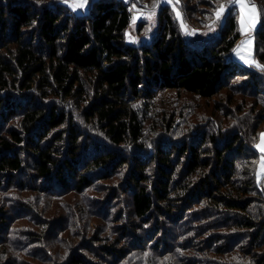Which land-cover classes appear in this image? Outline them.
Here are the masks:
<instances>
[{
  "label": "trees",
  "instance_id": "1",
  "mask_svg": "<svg viewBox=\"0 0 264 264\" xmlns=\"http://www.w3.org/2000/svg\"><path fill=\"white\" fill-rule=\"evenodd\" d=\"M36 1L0 0V189L80 192L125 173L106 210L128 195L114 233L73 242L62 264H264L261 120L243 115L231 129L192 128L156 98L173 90L211 99L244 73V88L258 97L250 113L258 105L264 112L257 68L233 58L238 10L218 37L195 47L164 5L152 43L137 46L126 41L125 0H94L84 14ZM250 3L259 9L254 52L264 66V4ZM23 206L19 216L33 214ZM8 213L0 206V262L14 220Z\"/></svg>",
  "mask_w": 264,
  "mask_h": 264
},
{
  "label": "rangeland",
  "instance_id": "2",
  "mask_svg": "<svg viewBox=\"0 0 264 264\" xmlns=\"http://www.w3.org/2000/svg\"><path fill=\"white\" fill-rule=\"evenodd\" d=\"M55 1L66 5L72 10L70 6L72 0H68V2H65V0ZM93 1L88 0L84 8H77L74 11L77 14L88 13ZM125 1L129 3L132 11V22L126 32V41L137 46L152 43L154 36L158 33L159 11L164 5H170L173 8L175 18L180 21L182 35L188 44L195 47H202V43L218 37L221 30L227 26L226 17L228 13L233 12V6L229 3V0H179L178 3H176V0H172V3H165L164 0H160L158 7L155 8L154 16L149 18L155 0ZM252 1L261 5L264 4V0H250V2ZM36 2L44 4L45 0H37ZM247 2L255 5L258 9L257 4L250 3L249 0ZM218 3L225 5V11L221 19L216 21L214 13ZM190 7H194V9L191 10ZM235 9L236 13L238 10L237 22L241 39L233 51V58L244 67L257 68L254 35L260 24L259 9L258 14L254 17V24L250 28L246 27L243 33L240 30L241 13L243 12L246 20L248 14L240 9L239 5L235 6ZM177 12L180 13L179 17ZM209 25L213 27L210 28ZM249 38H251V42L245 44L244 42ZM237 52L244 56L248 63L240 59ZM255 70L259 73L257 77L261 81L259 85L262 95L264 93L262 92L264 90V71L259 68ZM249 79L250 76L244 73L235 77L232 81H229L228 87L223 88L218 95L211 99H204L197 95L187 94L184 91L179 93L173 90L159 92L156 98L161 107L168 106L177 109L178 118L183 126H192L193 128L212 122L215 129L220 126L231 129L237 125L236 120L241 116L247 115L250 120L257 116L252 123L261 120L258 127L261 134L264 133V112H261V106L258 105L256 111L253 109L255 114L250 113L253 102L255 98L258 100V97L252 95L253 90L250 87L248 90L244 88ZM232 93L234 102H232L230 108L226 102L229 101ZM260 99L264 101V96H261ZM243 103L245 104L244 109L239 112L236 106ZM150 123L151 121L147 122L146 126L149 127ZM162 132L164 131L159 129L153 134V137ZM260 134L257 144L261 142ZM257 150L259 152L256 172L257 184L264 189V169L261 168V164L264 163V160H262L264 152H261L258 148ZM124 178L125 173L113 175L108 180H95L93 186L83 191H71L70 193L39 191L30 188H1L0 206L9 208L10 213L8 215H12L14 220L11 221L10 231L5 235L7 237L4 243L6 253L5 256L1 257L2 262L0 264L6 262L14 264H62L73 250V242L80 241L79 244L85 241L88 242L91 240L92 234L114 233L120 213L127 211L126 198L128 195L119 193L120 199H116L112 204L111 212L106 210V208H110L106 207V201H109L107 198H111V195H107L112 193L113 190H115V193L121 191L124 186ZM21 203H25L31 210L33 209V214L27 213L24 216H19V213L28 210L24 206L20 209L19 205ZM58 223H64V229L51 232V226L53 227ZM32 233L34 240L31 239ZM43 234L46 237H40ZM79 234V238L75 237L73 240L72 236ZM39 237L41 238L40 242L38 241ZM175 263L176 261L172 262V264Z\"/></svg>",
  "mask_w": 264,
  "mask_h": 264
},
{
  "label": "snow or ice",
  "instance_id": "3",
  "mask_svg": "<svg viewBox=\"0 0 264 264\" xmlns=\"http://www.w3.org/2000/svg\"><path fill=\"white\" fill-rule=\"evenodd\" d=\"M65 2H68V0H65ZM165 3H172V0H164ZM179 0H176V3H178ZM88 3V0H72L71 2V7L73 10H76L77 8H84ZM160 3V0H155V3L153 4V10L152 12L149 14V18H151L152 16H154L155 14V8L158 7ZM229 3L235 7L237 5H239V8L244 10V12H246L248 14L247 16V20L245 18V15L243 14V12L241 13V32L243 33L247 28H250L253 24H254V17L258 14V9L256 8L255 5L249 4L247 2V0H229ZM225 11V5L223 3H218V6L215 10V20L219 21L221 19V17L223 16V13ZM180 13L177 12V16L179 17ZM208 27L212 28L213 26L209 25ZM191 34V33H189ZM251 42V38H249L247 41H245L244 43H250ZM237 55L240 56V59L244 60L245 63H248V60L240 55L239 52H237ZM256 67L259 68L261 71H264V66H261L259 64H256ZM261 137V142L260 144H257L256 147L261 151L264 152V133L260 134ZM262 160H264V158H262ZM261 168L264 169V163L261 164Z\"/></svg>",
  "mask_w": 264,
  "mask_h": 264
}]
</instances>
